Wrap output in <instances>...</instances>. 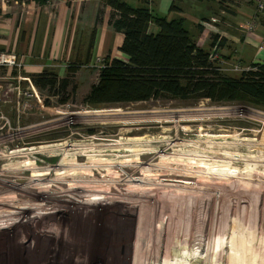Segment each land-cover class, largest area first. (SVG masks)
Wrapping results in <instances>:
<instances>
[{
	"label": "rangeland",
	"instance_id": "obj_1",
	"mask_svg": "<svg viewBox=\"0 0 264 264\" xmlns=\"http://www.w3.org/2000/svg\"><path fill=\"white\" fill-rule=\"evenodd\" d=\"M101 64L62 96L0 67V264H264V110L86 103Z\"/></svg>",
	"mask_w": 264,
	"mask_h": 264
},
{
	"label": "crops",
	"instance_id": "obj_2",
	"mask_svg": "<svg viewBox=\"0 0 264 264\" xmlns=\"http://www.w3.org/2000/svg\"><path fill=\"white\" fill-rule=\"evenodd\" d=\"M14 1L17 0H0V51L15 53L22 64L14 75L21 72L28 78L44 69H55L61 75L71 63L91 67L93 61L105 56L125 59L119 50L123 35L109 25L111 8L104 0ZM121 1L133 7L140 5L139 0ZM172 3L174 7L170 9ZM184 4L197 7L198 16H193L192 21L194 30L189 34L198 46L215 49L222 63L237 60L242 67L264 63V50L257 49L264 41V11L256 13L252 0H147L154 14L183 18L185 23ZM252 17L258 21L257 28L245 34L238 26ZM211 18L215 19L213 24L207 23ZM150 30L155 32L156 27L150 25ZM210 35H217L213 48Z\"/></svg>",
	"mask_w": 264,
	"mask_h": 264
},
{
	"label": "trees",
	"instance_id": "obj_3",
	"mask_svg": "<svg viewBox=\"0 0 264 264\" xmlns=\"http://www.w3.org/2000/svg\"><path fill=\"white\" fill-rule=\"evenodd\" d=\"M104 2L111 8L109 25L123 35L119 50L125 59L104 57L97 81L90 86L84 102L131 103L164 97L208 99L212 103L240 100L264 110V63H250L239 75L228 76L209 59L215 49L198 46L183 18L167 19L154 14L147 0H139L136 7L121 0ZM173 7L172 3L170 9ZM150 25L156 27L155 32ZM92 37L93 33L89 47ZM210 39L213 48L217 35H210ZM67 67L75 72L78 63ZM29 77L36 87L52 90L54 95L58 89L64 95L69 85L68 77L58 78L51 70ZM61 99L65 101L66 97Z\"/></svg>",
	"mask_w": 264,
	"mask_h": 264
},
{
	"label": "built area",
	"instance_id": "obj_4",
	"mask_svg": "<svg viewBox=\"0 0 264 264\" xmlns=\"http://www.w3.org/2000/svg\"><path fill=\"white\" fill-rule=\"evenodd\" d=\"M17 1L20 2L19 0H17ZM17 1H14V3H17ZM252 1L255 4V12L256 13H261L264 11V0H252ZM211 20L214 21L215 19L211 18ZM257 25H258V21L256 20V18L252 17V18L240 23L238 28L245 34H251V33L255 32ZM257 49H258V51L264 50V41H261L258 44ZM209 59L211 60L212 63L217 64L222 71L225 70V69L221 68V65L223 63L218 59L215 52L212 51L210 53ZM21 65H22L21 61L15 53L0 51V67L7 68V69H10L12 71L16 70V72H19ZM102 65L103 64H101V66ZM246 69H248V68L241 67L239 65V63H234L232 68H230L231 71H237V72L243 71ZM15 87H16V89H18L17 86H15Z\"/></svg>",
	"mask_w": 264,
	"mask_h": 264
},
{
	"label": "bare ground",
	"instance_id": "obj_5",
	"mask_svg": "<svg viewBox=\"0 0 264 264\" xmlns=\"http://www.w3.org/2000/svg\"><path fill=\"white\" fill-rule=\"evenodd\" d=\"M242 141H244V139H241ZM67 145V144H66ZM39 148V147H38ZM46 147H43V148H39V153H45V152H40V151H44V149H45ZM29 149V148H28ZM32 150V149H31ZM37 151V150H36ZM33 152V151H32ZM31 152V153H32ZM16 153H18V152H10L9 154H14V155H16ZM20 153V152H19ZM27 153V152H26ZM264 154V153H263ZM19 155V154H18ZM60 155V154H59ZM250 157V156H249ZM262 160V159H261ZM30 161V160H29ZM28 161V162H29ZM26 162V161H25ZM25 162H23L24 163V165H27L28 166V164L27 163H25ZM31 163V162H30ZM64 162H63V160H60V162H59V164H63ZM31 166V165H30ZM33 168V167H32ZM31 168V169H32ZM31 172V171H30ZM48 174V172L47 171H41V170H34V171H32L31 172V174H30V176L32 177V178H35V179H40V178H42V177H44V176H46ZM59 174V173H58ZM43 195V194H42ZM41 197V196H40ZM97 199V198H96ZM84 202V201H83ZM88 202V201H87ZM85 203V202H84ZM23 207V206H22ZM24 208V207H23ZM25 209V208H24ZM4 213V212H3ZM20 216V215H19ZM14 220V219H13ZM17 220V219H16ZM264 243V242H263ZM264 259V258H263ZM264 262V261H263ZM262 263V262H261Z\"/></svg>",
	"mask_w": 264,
	"mask_h": 264
}]
</instances>
